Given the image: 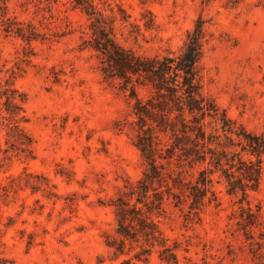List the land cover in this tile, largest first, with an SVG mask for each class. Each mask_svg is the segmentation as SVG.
Instances as JSON below:
<instances>
[{"label": "rangeland", "instance_id": "374dc122", "mask_svg": "<svg viewBox=\"0 0 264 264\" xmlns=\"http://www.w3.org/2000/svg\"><path fill=\"white\" fill-rule=\"evenodd\" d=\"M7 3L11 14L33 22L46 38L28 44L0 29V81L9 78L26 93L25 127L34 140L33 158L15 149L0 151V264L109 263L112 252L103 233L114 229L115 218L106 202L143 169L133 130L115 125L133 120L131 103L117 85L103 81L94 52L80 48L90 22L83 12L68 0ZM95 3L107 14L115 12L118 42L145 54L179 51L202 16L203 92L231 119L264 132V0L234 7L228 0ZM150 16L155 28L146 29ZM0 144L7 147L3 130ZM18 176L20 186L6 194L4 186ZM213 188L220 204L208 205L200 221L188 217L187 207L166 205L161 228L171 244L180 243V264H256L250 241L237 230L242 194H228L222 183ZM246 201L260 208L264 230V179L247 191ZM151 262L160 264L155 253Z\"/></svg>", "mask_w": 264, "mask_h": 264}, {"label": "trees", "instance_id": "16d2710c", "mask_svg": "<svg viewBox=\"0 0 264 264\" xmlns=\"http://www.w3.org/2000/svg\"><path fill=\"white\" fill-rule=\"evenodd\" d=\"M242 1L228 0V4L234 7ZM68 2L90 21L80 48L94 52L103 81L117 85L131 103L133 120H118L115 125L119 130L125 126L133 130V144L143 161L142 175L125 180L106 202L115 218L114 229L103 233L104 243L112 252L106 264H153L154 253L160 264H180V243L171 244L161 228L166 205L187 207L188 217L200 221L208 205L220 204L215 182L222 183L230 195L242 194L235 216L237 230L250 241L256 264H264L260 208L253 209L246 201L247 191L258 189L264 179V132L251 131L231 119L211 95L203 92L206 21L202 16L195 20L179 51L145 54L118 42V18L113 9L107 14L95 0ZM121 20L127 21V16L122 15ZM144 27L155 28L151 16ZM0 29L28 44L46 38L33 22L11 14L7 0L0 4ZM26 101V93L12 80L5 79V84L0 81V131H4L7 145L2 148L0 144V151L15 149L33 158L34 140L25 127ZM3 160L0 158V169ZM21 182L22 176L12 177L4 186L6 194ZM25 185L41 187L31 182ZM102 262L99 259L98 263Z\"/></svg>", "mask_w": 264, "mask_h": 264}]
</instances>
